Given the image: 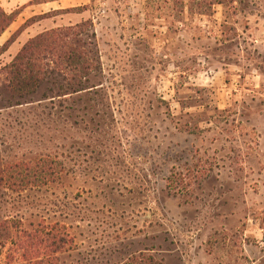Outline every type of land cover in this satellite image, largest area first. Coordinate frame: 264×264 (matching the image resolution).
<instances>
[{
  "label": "rangeland",
  "instance_id": "1",
  "mask_svg": "<svg viewBox=\"0 0 264 264\" xmlns=\"http://www.w3.org/2000/svg\"><path fill=\"white\" fill-rule=\"evenodd\" d=\"M212 2L69 0L89 8H35L0 37L1 71L40 33L90 22L87 90L0 91V160L31 178L27 223L68 226L61 264H264V0Z\"/></svg>",
  "mask_w": 264,
  "mask_h": 264
},
{
  "label": "trees",
  "instance_id": "2",
  "mask_svg": "<svg viewBox=\"0 0 264 264\" xmlns=\"http://www.w3.org/2000/svg\"><path fill=\"white\" fill-rule=\"evenodd\" d=\"M49 1L53 0H32L30 3ZM179 1L184 9L187 6L190 8L192 4L207 7V0ZM212 1L211 5L224 3V0ZM87 8L89 6L59 9L34 17L47 18L56 13ZM20 12V9H16L9 14L0 6V37L17 19ZM203 14H207V11ZM89 23L82 21L80 24L58 26L31 38L16 58L0 71V91L4 88L11 98L18 99L16 104L21 105L19 100L31 97L47 79L53 77L66 81L67 88L60 82L53 81V87L49 88L51 98L87 90L86 85L90 82V76L100 69L94 62L93 51L80 46L84 40L79 38V35L87 30ZM11 40L4 45L9 44ZM1 52L2 50L0 55ZM19 166L18 162L3 164L0 160V199L3 196L9 198L4 201L6 212L0 217V264H61V256L70 249L74 237L71 236L66 224L60 222L50 224L44 219L31 220L28 223L24 220L26 211H22L18 206L25 202L22 193L28 189L31 178L15 174L14 170L19 169ZM49 169L52 176L57 175L58 172L52 170L51 166ZM14 193L15 197H12ZM142 253L146 264H157L155 255ZM136 258H131L125 264H134Z\"/></svg>",
  "mask_w": 264,
  "mask_h": 264
},
{
  "label": "crops",
  "instance_id": "3",
  "mask_svg": "<svg viewBox=\"0 0 264 264\" xmlns=\"http://www.w3.org/2000/svg\"><path fill=\"white\" fill-rule=\"evenodd\" d=\"M13 1H15V0H13ZM18 1H21V5L18 8V9H20L21 12L18 15L17 19L21 18L22 15L26 14V12H28V11H32L35 8L38 9L40 7L42 8V7L49 6V5L52 7V5L57 4V5H59L60 8H51L49 11H41V14H37V15H34V16L43 15V14H46V13L51 12V11H54V10L67 9V8H62V6H63V4L65 2H67L69 0H53V1H49V2H42V3H39V4H31L30 2L32 0H18ZM74 7H76V6H74ZM74 7H72V8H74ZM16 20L13 23H15ZM253 264H260V258H257L255 260H253Z\"/></svg>",
  "mask_w": 264,
  "mask_h": 264
}]
</instances>
